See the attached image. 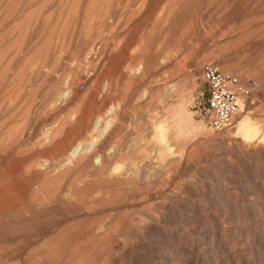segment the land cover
Masks as SVG:
<instances>
[{
  "label": "rangeland",
  "instance_id": "obj_1",
  "mask_svg": "<svg viewBox=\"0 0 264 264\" xmlns=\"http://www.w3.org/2000/svg\"><path fill=\"white\" fill-rule=\"evenodd\" d=\"M0 264H264V0H0Z\"/></svg>",
  "mask_w": 264,
  "mask_h": 264
},
{
  "label": "built area",
  "instance_id": "obj_2",
  "mask_svg": "<svg viewBox=\"0 0 264 264\" xmlns=\"http://www.w3.org/2000/svg\"><path fill=\"white\" fill-rule=\"evenodd\" d=\"M202 78L207 84L212 128L223 130L230 127L240 109V94L246 90L238 88L236 77L222 72L213 62L203 66Z\"/></svg>",
  "mask_w": 264,
  "mask_h": 264
}]
</instances>
